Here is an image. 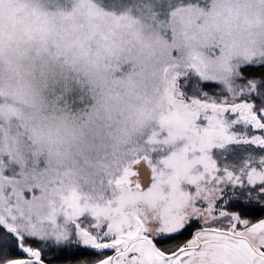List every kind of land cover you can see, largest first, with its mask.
<instances>
[{
	"label": "snow or ice",
	"instance_id": "6c2138e0",
	"mask_svg": "<svg viewBox=\"0 0 264 264\" xmlns=\"http://www.w3.org/2000/svg\"><path fill=\"white\" fill-rule=\"evenodd\" d=\"M0 264H264V0H0Z\"/></svg>",
	"mask_w": 264,
	"mask_h": 264
},
{
	"label": "rangeland",
	"instance_id": "374dc122",
	"mask_svg": "<svg viewBox=\"0 0 264 264\" xmlns=\"http://www.w3.org/2000/svg\"><path fill=\"white\" fill-rule=\"evenodd\" d=\"M242 148L241 146L238 145H229L225 149L218 151L217 155L218 158L220 159V162L223 164L225 163V158L229 161H235L239 154L241 153Z\"/></svg>",
	"mask_w": 264,
	"mask_h": 264
}]
</instances>
